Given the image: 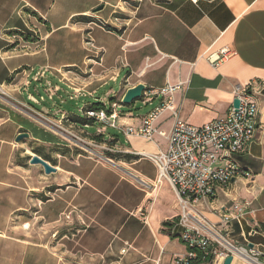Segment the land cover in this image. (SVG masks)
<instances>
[{"label":"crops","instance_id":"crops-1","mask_svg":"<svg viewBox=\"0 0 264 264\" xmlns=\"http://www.w3.org/2000/svg\"><path fill=\"white\" fill-rule=\"evenodd\" d=\"M84 38L94 45L93 56L83 51ZM63 42L74 47L75 62L57 59ZM223 49L230 57L213 67L206 57ZM47 68L57 104L73 90L101 102L97 93L122 77L111 97L116 102L139 84L158 90L184 82L175 106L195 127L226 117L237 89L249 86L257 130L246 153L235 156L249 176L218 187L196 210L230 242L264 255V0H0V264H168L186 253L175 225L179 208L173 189L144 157L164 151L166 140L97 130L118 151L108 160L64 149L40 120L53 123L57 108L42 110L29 98L31 87L45 91L30 71ZM65 69L76 72L70 83ZM156 104L140 115L120 107L117 127H140ZM62 115L72 116L61 113L58 120ZM156 125L168 132L172 120L164 114ZM22 133L28 137L16 142ZM33 148L55 173L29 164ZM18 151L23 168L15 163ZM235 206L241 217L222 225L221 216L234 217ZM231 264L248 263L236 257Z\"/></svg>","mask_w":264,"mask_h":264},{"label":"built area","instance_id":"built-area-1","mask_svg":"<svg viewBox=\"0 0 264 264\" xmlns=\"http://www.w3.org/2000/svg\"><path fill=\"white\" fill-rule=\"evenodd\" d=\"M230 55L231 51L223 49L209 54L206 59L213 67H218ZM49 75L45 70L30 71L32 80L39 82L49 92L48 100L51 101L53 94L50 91L56 94L57 88L52 85ZM184 85V82L179 81L176 84L168 83L158 90L146 88L140 100L146 105L154 101L157 104L138 128L117 127L120 114V105L117 103H112L109 110L85 111L83 117L120 130L127 137L146 141H153L155 137L166 140L164 151L144 157L156 166L158 180L167 182L173 189L179 208L175 225L181 229L179 240L186 248V253L175 255L168 264H192L199 255L208 257L212 262L231 256L233 259L239 257L248 264H264V255L253 248H242L230 242L213 225L205 223L196 210L197 206L216 195L218 187H226L236 178L249 176L235 161V156L246 153L257 130L258 108L250 99V88L246 86L237 89V110L232 108L226 117L195 127L179 117L178 108L175 106V95L183 91ZM73 92L68 97L70 101L84 96L80 90ZM29 98L36 105L44 101L42 96L36 98L31 95ZM164 114H168L172 120L168 132L160 130L156 125L157 120ZM63 119L65 117L62 115L60 122ZM106 150L118 153L117 149ZM234 210V217L230 213L221 216L222 225L241 217L242 207L235 206Z\"/></svg>","mask_w":264,"mask_h":264},{"label":"rangeland","instance_id":"rangeland-1","mask_svg":"<svg viewBox=\"0 0 264 264\" xmlns=\"http://www.w3.org/2000/svg\"><path fill=\"white\" fill-rule=\"evenodd\" d=\"M64 30L61 29L60 32ZM65 33V32H64ZM54 38L50 39L47 41V46H48V52L49 54L54 53V47L55 44L53 43ZM84 43L87 47H82L84 52H88L87 56H93L92 52L93 49L95 48L94 45H92L91 43H88V41H86L87 39L84 38ZM62 46V49L57 50V59L62 60L64 62H75V58H74V54H75V50H72V47L69 43L63 42L58 44V46ZM74 48V47H73ZM86 48V49H85ZM98 57V55H97ZM85 66L87 68V65L85 63ZM51 69L47 68L45 71H50ZM57 74H61L60 71H56ZM62 73H66L67 78L65 80V82H69L71 80V75L76 74L75 71H72V69H65L62 70ZM33 75V73H32ZM123 78V77H122ZM122 78L116 83V84H111L106 86L104 89H102L100 92L97 93V97L100 98L102 101L98 102L96 100H94L93 98H87L85 100H82L80 98H76L73 101L70 100H66L63 103H54V98L56 99V94L53 93L52 91L51 94H53V100H48V91H40V93H36L33 88L31 87L29 90V93L34 95L36 98H39L40 96H42L44 98V101L40 103L39 108L43 109H47L49 106H53L52 108H57V116L51 114L50 116H52L53 118H57L53 119V123H49L46 122L42 119H40L38 116H36L38 119H40L42 121V123L48 125L54 132H56L57 135H59V138L63 144L62 147H65L64 149H68V150H74V151H78L79 153L82 154H89V155H94L96 157L101 156L103 158H108L109 154H111L112 152L107 151V148H110V144L111 142H104V143H99L96 142L94 140H91L92 138L88 135H93L98 131L103 132L105 134L106 137H108L109 135H116V129L110 128L108 126H105L103 124H97V125H93L91 123H88L89 125L87 127H82V126H75L73 123H71L70 121L66 122L64 119L62 120V122H60L59 115L61 113H71L72 115L76 116V117H83V112L81 111V109H83L85 107L84 102H86L89 105H97V104H101V105H105L107 108H109L110 103H109V99L119 91V85L120 82L122 80ZM31 82H33V80L31 79ZM33 84V83H32ZM35 86V84H34ZM0 97L4 98L3 93L0 94ZM26 97V95H25ZM56 104V105H53ZM148 105H146V103L142 100H137L135 101L133 104L130 105V109L133 110L134 113L136 114H142L145 110V108ZM34 107H36L34 105ZM123 108V110H127L128 108L124 105L120 106ZM24 110H26L24 108ZM55 110V111H56ZM61 117V116H60ZM119 124V122L117 123ZM121 134V133H118ZM120 140L123 142L121 136ZM97 144V145H96ZM31 152V151H30ZM32 153V152H31ZM20 151L16 152L15 154V163H17L20 168H23L22 164H23V159L25 158H21L19 156ZM33 154V153H32ZM27 157V156H25ZM32 176L34 179L39 180V175L37 173H32Z\"/></svg>","mask_w":264,"mask_h":264},{"label":"water","instance_id":"water-1","mask_svg":"<svg viewBox=\"0 0 264 264\" xmlns=\"http://www.w3.org/2000/svg\"><path fill=\"white\" fill-rule=\"evenodd\" d=\"M101 9H102V7H99L96 11H99ZM144 91H146V87L141 85V84L127 89L121 97V100H120L121 105L130 106L135 101L140 100L142 93ZM238 106H239L238 99H234L232 102V108L237 110ZM27 137H28V134L22 133L16 137L15 141L19 142L20 140L26 139ZM29 164L33 165V166H40L45 175H50V174H53L56 172V169L53 166H51L50 164H48L46 161L42 160L40 157H38L35 154H33L30 157ZM232 260H233V258L231 256H229L224 260L223 264H231Z\"/></svg>","mask_w":264,"mask_h":264},{"label":"trees","instance_id":"trees-1","mask_svg":"<svg viewBox=\"0 0 264 264\" xmlns=\"http://www.w3.org/2000/svg\"><path fill=\"white\" fill-rule=\"evenodd\" d=\"M109 103H110V105L112 104V103H117L118 105H120L121 106V103H120V101H117L116 102V100H115V98L113 97V98H110L109 99ZM109 105V106H110ZM100 110H109L105 105H101V104H97V105H90V106H88V107H84L83 109H81V111L83 112V114H84V112L85 111H100ZM65 121L66 122H68V121H70L71 123H73L75 126H84V127H86V126H88L89 124L88 123H93L94 122V120H87V119H85L84 117H76V116H74V115H72V116H69V117H66L65 118ZM92 139L91 140H94V141H96V142H99V143H104V141H103V139H102V135H100V134H94V135H92V136H90ZM31 152L32 153H34V154H36L37 156H40L41 157V153H40V151L38 150V149H36V148H33V149H31ZM110 156H112L111 154H109V157ZM44 160H47V159H45V157H42ZM29 160V159H28ZM242 169V168H241ZM243 170V169H242ZM244 171V170H243ZM176 222V221H175ZM168 227H170L171 228V225H168V224H166ZM189 250V249H188ZM208 259V257H206V256H204V255H199V257H198V259L195 261V262H193L192 264H200L201 262H204V261H206Z\"/></svg>","mask_w":264,"mask_h":264}]
</instances>
